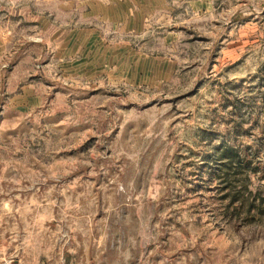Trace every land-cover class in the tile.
I'll use <instances>...</instances> for the list:
<instances>
[{"label":"rangeland","instance_id":"1","mask_svg":"<svg viewBox=\"0 0 264 264\" xmlns=\"http://www.w3.org/2000/svg\"><path fill=\"white\" fill-rule=\"evenodd\" d=\"M0 264H264V0H0Z\"/></svg>","mask_w":264,"mask_h":264},{"label":"trees","instance_id":"2","mask_svg":"<svg viewBox=\"0 0 264 264\" xmlns=\"http://www.w3.org/2000/svg\"><path fill=\"white\" fill-rule=\"evenodd\" d=\"M258 192H260V191H258Z\"/></svg>","mask_w":264,"mask_h":264}]
</instances>
